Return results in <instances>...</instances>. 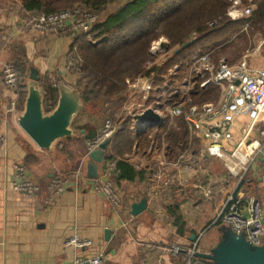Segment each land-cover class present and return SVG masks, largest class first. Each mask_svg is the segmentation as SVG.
Wrapping results in <instances>:
<instances>
[{
	"label": "crops",
	"instance_id": "obj_1",
	"mask_svg": "<svg viewBox=\"0 0 264 264\" xmlns=\"http://www.w3.org/2000/svg\"><path fill=\"white\" fill-rule=\"evenodd\" d=\"M0 3V135L5 138L0 148V264H68L74 257H93L99 253L104 254L103 264H184L183 255L173 256L166 247L171 244L195 245L196 256L202 259L201 254H207L225 230L216 218L227 194L233 191L236 195H253L261 205L264 204V185L259 180L264 147L247 172V179L236 187L237 180L224 160L201 157L196 144H193L196 145V153H193L192 145L188 146L185 125L179 122L178 129L152 127L153 132L160 134L162 139L170 130L179 131L182 128L186 131L188 145L183 152L191 159L190 162L182 161L177 169H170L169 177L175 183L167 188L161 186L160 190L155 191L151 187V180L149 183L121 180L116 188L123 205L120 210L112 208L92 188L95 178L88 176L89 157L79 153L78 147L73 144L69 146H73L74 153L63 148L67 147L64 140L74 141L77 137L75 134L59 139L49 149H44L39 148L19 127L18 117L24 110L29 78L27 75L24 79L26 95L22 98L21 83L14 87L5 85L1 66L6 63L7 57L11 58L17 51V41L26 43L31 35L35 39L40 37L23 26L19 8L10 1ZM12 3L19 5V0ZM244 26L241 31L246 33L248 26ZM27 60L30 62L31 59ZM258 65L262 67L253 68L264 69V58ZM41 66L45 71L46 64L42 62ZM43 70L39 68L40 72ZM61 73L65 76L63 69H60L56 85L66 82ZM216 91L208 94L203 101H218ZM242 117L248 119L245 115L234 118L229 130L238 134L248 122L236 124L235 120ZM263 126L260 124V127ZM256 135L254 131L252 136ZM162 144L169 154L164 141L161 145L154 143L152 149L149 146L146 155H138L135 148L134 156L130 158L135 168L146 167L152 171V175L157 169L156 160ZM14 164L24 167L27 177L39 186V191L33 196H26L11 187ZM107 165L103 160L98 163L97 174ZM79 168L83 180L78 185L69 183L64 192L50 198V180L55 175L75 172ZM198 185L209 188L212 196H205ZM144 197L147 199L146 209L132 215L131 204ZM176 217L180 218L179 222H175ZM107 229L110 233L106 237ZM209 231L212 234L204 239ZM74 234L90 240V244L84 248L67 246L66 241Z\"/></svg>",
	"mask_w": 264,
	"mask_h": 264
},
{
	"label": "built area",
	"instance_id": "obj_2",
	"mask_svg": "<svg viewBox=\"0 0 264 264\" xmlns=\"http://www.w3.org/2000/svg\"><path fill=\"white\" fill-rule=\"evenodd\" d=\"M230 1L225 14L231 19L251 14L254 5L249 3L242 6L241 0ZM97 19L98 14L74 7L58 13L38 14L32 17L28 30L35 36H47L50 33L71 36L82 32L89 33ZM246 27L247 25L244 28ZM159 39L150 46L149 52L154 59L146 62L147 69L160 64L169 53L160 46L161 42H164L163 38ZM178 71L179 64H176L169 67L166 72L157 74L161 80L159 83H155L156 75L153 74L139 76L133 80L126 79V93L115 115L119 121L115 122L111 117L104 119L95 137L85 141L86 157L104 141L110 140L125 119L132 123L130 129L133 132L143 131L148 127L161 129L164 126L167 127L165 130L178 129L181 122L188 132L189 146L196 143L201 157L224 160L237 180V187L264 147V126L260 127V124H264V69L250 67L245 57L234 64H229L224 60L213 61L210 52H199L192 57L187 72L181 78L175 77ZM1 76L8 87L17 85L18 75L11 64L1 66ZM212 85L215 89L219 88L218 91L215 90L219 94L218 101H193L192 94L200 95V91H206L207 95H211L213 91L208 92L207 89ZM146 109H151L159 120L139 122L134 119L135 115L143 114ZM241 115L247 116L248 122L238 134H235L229 130V126L234 118ZM254 131L257 133L256 136H252ZM155 135L156 133H153L150 138V149L155 143ZM4 142V136L0 135V148ZM161 148L159 158L156 160L157 169L151 175V187L155 191L160 190L161 186L167 188L174 184L175 180L169 177L170 169H177L182 161L190 162L191 159L186 152L170 158L165 152L164 144ZM113 169L114 164H108L107 168L93 179L92 188L112 208L120 210L123 201L111 179ZM82 177L81 168L75 172L55 175L48 185L50 198L64 192L69 183L74 182L78 185L83 180ZM259 180L264 185V160L260 164ZM11 187L26 196H33L39 191V186L27 177L24 167L20 164L13 165ZM197 187L205 196H212L209 188H201L199 185ZM216 221L225 224L248 245L262 244L261 237L264 236L262 205L253 195L243 193L236 195L233 191L227 194ZM89 244L90 240L77 234L66 241L67 246L74 248H84ZM166 250L173 256L183 255L184 264H213L196 256L195 245L171 244ZM104 258L103 253L93 257H74L68 264H103Z\"/></svg>",
	"mask_w": 264,
	"mask_h": 264
},
{
	"label": "trees",
	"instance_id": "obj_3",
	"mask_svg": "<svg viewBox=\"0 0 264 264\" xmlns=\"http://www.w3.org/2000/svg\"><path fill=\"white\" fill-rule=\"evenodd\" d=\"M242 1L254 6L249 16L236 20L225 15L230 0H19L18 13L23 18L28 16L24 21L21 19L23 26L27 28L32 17L41 13H58L80 7L98 14V19L89 33L71 35L67 58L74 59L72 73L77 71L75 78L69 80L62 73L60 75L66 85L79 92L84 106V111L75 117L72 126L79 132V136L74 138L79 144L78 151L86 156L84 141L95 137L98 124L107 117H111L115 122L119 121L115 115L126 93V79L133 80L139 76L153 74L156 75L155 83H159L161 80L157 74L166 72L176 64H179V71L175 77L181 78L187 72L195 54L210 52L211 57L215 58L216 47L231 43L234 36H239L244 25H247L249 30L264 34V0ZM160 37L166 39V49L171 52L160 64L147 69L146 62L154 59L149 52L150 46ZM190 40L194 41L174 54L175 49ZM17 44L18 41L15 46ZM17 48L20 47L17 45ZM10 61L18 73L17 85L21 83L23 98L26 95L24 79L28 75L29 67L33 65L22 51L13 54ZM58 71H53L56 78ZM51 72L45 70L44 74L39 76V84L45 92V112L54 108L58 98L56 79L49 77ZM207 91H215V86L212 85ZM205 92L200 91V95L192 94L193 101L207 99ZM85 115L89 121L77 124ZM129 121H121L103 154V162L114 164L111 179L115 186L121 180L148 183L151 180L152 171L146 167L136 169L130 158L134 156L135 148L138 155H146V149L151 145L153 129L148 127L143 131L133 132ZM186 135L182 128L179 131L170 130L163 139L157 133L154 142L161 145L164 141L169 157L174 158L187 147ZM195 147L196 145H192L193 150ZM245 179L247 177H244L240 184H243ZM179 219L176 217L175 222H179ZM202 259L212 262L207 257Z\"/></svg>",
	"mask_w": 264,
	"mask_h": 264
},
{
	"label": "water",
	"instance_id": "obj_4",
	"mask_svg": "<svg viewBox=\"0 0 264 264\" xmlns=\"http://www.w3.org/2000/svg\"><path fill=\"white\" fill-rule=\"evenodd\" d=\"M194 40L186 42L183 46L175 49L174 54L182 48L189 46ZM162 48H167L161 42ZM29 83L24 110L18 117L19 127L39 147L49 149L57 140L71 137L75 134L72 123L75 117L84 111V106L76 89L68 87L65 83L58 82V98L54 108L45 112L43 108V88L39 84V70L35 66L29 67ZM139 122L147 120L157 121L159 117L146 109L143 114L134 116ZM109 140L104 141L100 147L89 154L88 176L96 178L97 164L102 162L104 151ZM130 213L138 215L147 207V199L141 198L131 204ZM222 231L220 240L210 248L207 257L213 264H264V243L259 246L248 245L241 236L234 234L230 229ZM110 231L105 230L106 237Z\"/></svg>",
	"mask_w": 264,
	"mask_h": 264
},
{
	"label": "rangeland",
	"instance_id": "obj_5",
	"mask_svg": "<svg viewBox=\"0 0 264 264\" xmlns=\"http://www.w3.org/2000/svg\"><path fill=\"white\" fill-rule=\"evenodd\" d=\"M0 1H5V2L10 1L11 2L10 4L14 5L16 8H19L18 3L17 4L12 3L15 0H0ZM241 5L243 6L246 4L241 0ZM252 9H253V7H252ZM27 17H28L27 15L24 16V18H23V16L22 17L20 16V18L22 20L23 19L26 20ZM238 19H240V18H238ZM232 20H236V19H232ZM241 33H243V32H241ZM37 37H40V38L35 39V37H33L31 35L28 38L29 39L28 42L24 43V41H22V43L17 44L20 48L17 49V51L15 52V55L18 54L20 51H22L26 55L27 58L31 59L30 60L31 64L33 66H36V68L38 70H39V68L41 70H43V67L41 66L42 62H43V64H46V66H47L46 70L55 72L56 69L57 70L63 69L65 76L67 78H69V80L74 79L76 74H77V71L75 74L72 73V70L75 66V63L71 57L67 58L69 41H70L72 36L50 33L47 36H38L37 35ZM160 38H163L162 41L167 43V41L164 37H160ZM233 38L232 39L234 41H232L231 43L227 42L222 46L216 47L215 58L211 57L213 59V61L217 62L219 60H224L229 64H234L237 61H239L240 59H242L244 57L246 58V56H247V61L250 63V65H252V67L261 66L258 64L264 58V34H262L260 31H256V30H252V29L249 30V27H248V30L246 33L244 32L238 38H235V37H233ZM156 48H158L157 45H156ZM10 60H11V58L7 57V59L5 60L6 63H4V64H11ZM52 72H51L49 77L52 80H54V79H56V74L54 72L52 74ZM42 74H44V70H43V72L39 71V76ZM17 75H18V73H17ZM68 87H70V86H68ZM178 88H179V86H178ZM121 102L118 105L119 108H120ZM115 109H117V107ZM247 120L245 117H242V118L236 119L235 123L238 124V122H239L241 124L242 122L247 121ZM87 121H89V120H88V117L85 115V116H82L77 121V124H81V123H84ZM102 123H103V121H101L98 124V127L101 126ZM129 125L130 126L132 125V123L130 121H129ZM72 128H73V126H72ZM73 129L75 130V135L78 137L79 132L75 128H73ZM64 142H67V144H66L67 147L65 146L63 148L70 150L72 153H74V149H73V146H69V144H71V145L73 144L75 147L79 146V144L75 140L74 141L73 140H70V141L64 140ZM61 155L63 156V154H61ZM262 213H263V227H264V204H262ZM221 224L223 225L222 228H224L225 230L228 229L225 224H223V223H221ZM210 234H212V231H209L208 233H206L204 239L209 237ZM261 243H264V236L261 237Z\"/></svg>",
	"mask_w": 264,
	"mask_h": 264
}]
</instances>
